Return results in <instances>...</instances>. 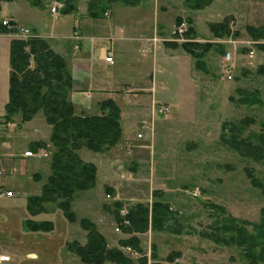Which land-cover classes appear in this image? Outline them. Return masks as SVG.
Here are the masks:
<instances>
[{"label": "rangeland", "instance_id": "rangeland-1", "mask_svg": "<svg viewBox=\"0 0 264 264\" xmlns=\"http://www.w3.org/2000/svg\"><path fill=\"white\" fill-rule=\"evenodd\" d=\"M92 2L108 7L98 20L89 16ZM53 7L57 8V14L53 13ZM69 7L73 11L64 14V9ZM125 9L142 20L158 16L151 29L143 27L152 35L149 42L154 47L160 41L162 46L174 41L180 17L188 28L195 30L194 41L213 45L203 58L204 70L195 67V60L182 47L177 48L175 53L180 54L173 59L175 64L168 63L169 71L157 79L159 88L167 87V101L158 100L151 106L150 114H146L147 105L140 96L132 97L138 99L133 101L138 109L137 115L129 112L125 116L129 139L120 141L114 151L116 146L99 154L87 148L78 151L98 171L96 186L74 197L72 209L77 215L74 223L66 219L57 203H45L35 216L27 210L28 197L41 195L48 182L56 150L50 142L52 125L42 112L38 113L33 122L36 127L29 125V130L38 131L40 138L47 140L41 141L47 144L46 151L40 152L43 157H38V165L28 167L24 187H19L22 195L21 191H14L13 197L0 198V256L11 257V261L1 264H85L68 249L71 242L82 245L87 242V231L80 224L83 218L97 225L110 248L123 250L121 240L131 235L123 232L116 213L123 217L137 204L152 209L156 200L167 203L171 215L163 230L150 228L136 234L142 247L138 251L140 256L126 257L134 264H142L144 258L148 264H248L243 247L216 243L206 235L220 233L218 229L233 221L230 219L246 227L249 233H256L259 231L256 225L264 220V160L241 154L226 143L235 125L241 129L243 138L256 141L255 135L264 133V48L261 47L264 37L254 38L247 31V26L264 28V0H212L201 10L190 8L187 0H142L137 6L122 2L107 4L106 0H40L38 5L29 0H3L0 23L13 20L21 28H27L30 35L63 39L69 47L72 40L65 36L71 37L76 28L81 31L82 23L118 20ZM227 18L232 34L216 37L210 24ZM17 37L22 38V32H0L3 69L7 65L5 56H9V41ZM185 39L177 42L190 40ZM47 40L58 48L56 40ZM250 50L255 51L254 55ZM142 51H136L134 58L149 60L152 52L146 46ZM227 52L232 53L230 64L225 63ZM162 54L158 58L164 61ZM126 60L132 59H124L123 68ZM8 66L11 71L9 61ZM141 70L143 84H150L151 68L143 66ZM133 76L137 77V73ZM143 93L136 90L132 94ZM249 94L251 98L255 95L258 102H244L243 97ZM118 105L124 108L125 100ZM163 107L169 108L167 115L161 113ZM126 117L134 122H128ZM16 123L13 128L21 130V122L16 120ZM108 188L113 192L107 191ZM29 219L52 221L54 227L49 232H34L26 225ZM177 252L181 255L171 262L168 257ZM153 254L158 257L156 261Z\"/></svg>", "mask_w": 264, "mask_h": 264}, {"label": "trees", "instance_id": "trees-1", "mask_svg": "<svg viewBox=\"0 0 264 264\" xmlns=\"http://www.w3.org/2000/svg\"><path fill=\"white\" fill-rule=\"evenodd\" d=\"M3 0H0V3ZM10 1V0H6ZM39 4L40 0H29ZM107 4L122 2L126 6H137L142 0H106ZM190 8L201 10L211 4L212 0H187ZM107 6H100L97 2L89 5V16L98 19L104 16ZM73 11L72 7L64 9V14ZM177 23H183L180 17ZM178 25V26H179ZM211 32L218 38L230 36L229 19L219 23L210 24ZM248 33L254 38L264 37V28L247 26ZM1 33L16 32L0 23ZM237 34V33H235ZM195 30L188 28L185 36L190 39L182 44L168 41L166 45L173 49L182 47L195 60V67L204 70L203 58L212 48V43L202 44L194 41ZM264 48V45H261ZM10 78L9 101L6 105L5 118L8 120L15 115H20L22 122L31 121L38 113L42 112L48 124L52 125L50 142L55 147L51 159V175L43 186L41 195L28 197L27 210L32 216L39 214L44 209L45 203H57L69 222H76L77 215L72 209V203L78 192L94 188L97 184V166L85 162L78 151L87 148L93 152L101 153L115 147L123 138L121 123V108L113 99H108L100 104L101 114H77L75 106L70 99L73 90V76L67 59L56 52L51 43L43 37L33 36L28 39L14 38L10 45ZM256 96L243 97L244 102H258ZM232 137L226 141L233 149L241 154L252 156L257 160H264V133L255 135L257 139L241 137V129L236 125L231 127ZM37 151L45 148V142L33 143ZM257 185L260 183L253 178ZM113 192L111 189H107ZM122 207L120 204H117ZM264 216V209L262 211ZM171 215L169 205L161 200L152 204V209L144 204H137L128 210L126 220L129 225H121L122 230L131 237L121 240V246H131L141 252L142 247L136 234L145 233L150 228L163 230ZM224 224L218 230L221 232L208 234L216 243L237 245L245 250L248 264H264V220L256 225L259 230L249 233L246 227L235 223L234 219ZM116 221L123 222V217L116 213ZM80 224L87 231V242L82 245L77 241L68 244V249L77 254L85 264H134L126 258L119 248H110L106 238L99 231L97 225L90 219L83 218ZM245 224V223H244ZM27 227L34 231L49 232L53 229L52 221L36 222L32 219L26 221ZM181 253H173L168 259L174 262ZM153 254V259L157 260ZM147 259H142V264H148ZM153 264H161L155 262Z\"/></svg>", "mask_w": 264, "mask_h": 264}, {"label": "crops", "instance_id": "crops-1", "mask_svg": "<svg viewBox=\"0 0 264 264\" xmlns=\"http://www.w3.org/2000/svg\"><path fill=\"white\" fill-rule=\"evenodd\" d=\"M131 15V10L125 9L118 20L111 19V17V20L101 24L90 23L89 21L82 23L80 26L83 39L81 41V49L77 52L73 49V42L67 47L63 39H56L55 37L47 38L56 40L58 48H53L67 59L71 68L74 87L70 93V99L75 106L77 114L99 115V113L101 114V102L113 99L117 104H121V101L125 100L126 106L124 108L120 107L123 127L121 143L129 139L128 131L125 128L126 113L130 112L137 115L138 104L133 101H137L138 99H133L132 97L140 96L141 100L147 105L146 114H150L151 106L158 102V100L162 99L166 102L169 96L166 90L167 87L161 85L159 88L157 79L159 75H163V73L169 71L167 68L168 63L173 66L175 64L173 59L177 58L180 54V52L175 53L177 49L168 48L166 44L162 46L160 44L161 41L155 47L153 43L149 42L152 39V35L149 36V30L143 29V27H150L151 29L155 22H158V16L157 18H149L147 16L142 20L140 16ZM42 36L45 37V35ZM65 39L70 40V36H65ZM9 42L11 44V39ZM143 46L148 47L152 52L149 55V60L135 59L134 53L136 51L143 53ZM8 48L9 43L7 44ZM108 50H111L114 54L113 63L105 60ZM160 53H163L162 56L165 57L164 61L158 58L161 57L158 56ZM5 57L7 62L6 68L3 69L0 64V72L3 73L2 76L0 73V78H3V82H0V159L5 164L7 174L0 179V186L8 187L13 191H21L19 187H24V179L28 177L25 174L28 167L38 165L37 163H39L38 157H25L24 153L32 151L37 155L45 151V149L35 151L29 148L35 142H47V140L40 138L38 131L31 132L29 130V125L34 124L35 118L28 122H22L19 115L15 119L14 117L8 120L5 118L6 105L9 101L10 69L8 61L10 64V48L9 56ZM126 58H131L132 60H126L124 64L125 68H123L121 65ZM143 66L151 68L150 84L147 82L143 84L145 81L141 77ZM4 70H6L5 77ZM134 73H137V77L133 76ZM136 90H142L144 93L138 95L132 94ZM126 118L128 122H134L132 118ZM16 120L21 122V130L13 128L12 125L17 126ZM8 123H11L10 126ZM34 127H36L35 124ZM117 146L113 151L118 148ZM14 168L18 169L16 173L13 172ZM19 193L21 194L22 191Z\"/></svg>", "mask_w": 264, "mask_h": 264}, {"label": "built area", "instance_id": "built-area-1", "mask_svg": "<svg viewBox=\"0 0 264 264\" xmlns=\"http://www.w3.org/2000/svg\"><path fill=\"white\" fill-rule=\"evenodd\" d=\"M56 10L57 8L56 7H53V13L56 14ZM3 24L5 26H8L9 28H17L18 31L22 32V35L23 37H28V34H29V31L28 29L24 28V27H15L13 25H11L10 21H3ZM188 27L186 25V23H182L180 25L179 28L176 29V32H174L175 34V38L174 40L176 41H185V33L187 31ZM30 35V34H29ZM72 39L75 41V49H79V42L81 41L82 37H81V34L78 30L74 31L73 35H72ZM250 54L254 55L255 51L253 50H250L249 51ZM225 63L226 64H230L231 63V60H233V57H232V53L231 52H227L225 57ZM106 61L108 62H113V53L111 51L108 52L107 56H106ZM229 71V70H228ZM161 113H163L164 115L168 114L167 112H169V108H161L160 109ZM139 137H143V134H139ZM24 156L25 157H32L34 156V154L31 152V151H26L24 153ZM17 170L14 169V172H16ZM7 173V170L4 166V162L2 159H0V177H3L5 176ZM14 196V192L12 190H8V189H5L3 187H0V198H10V197H13ZM124 225H128L129 224V221L124 219L123 221ZM123 251L125 253V255L129 258H137L140 256L139 252L137 250H135L134 248H132L131 246H127V247H124L123 248ZM9 260V256H5V255H2L0 256V261L3 262V261H8Z\"/></svg>", "mask_w": 264, "mask_h": 264}]
</instances>
